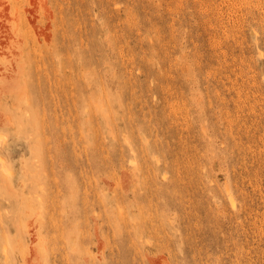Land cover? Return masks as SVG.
Instances as JSON below:
<instances>
[{"label":"rangeland","instance_id":"1","mask_svg":"<svg viewBox=\"0 0 264 264\" xmlns=\"http://www.w3.org/2000/svg\"><path fill=\"white\" fill-rule=\"evenodd\" d=\"M0 264H264V0H0Z\"/></svg>","mask_w":264,"mask_h":264},{"label":"bare ground","instance_id":"2","mask_svg":"<svg viewBox=\"0 0 264 264\" xmlns=\"http://www.w3.org/2000/svg\"><path fill=\"white\" fill-rule=\"evenodd\" d=\"M230 200H231L230 202L232 203V205H234L235 204V199L233 197H231Z\"/></svg>","mask_w":264,"mask_h":264}]
</instances>
